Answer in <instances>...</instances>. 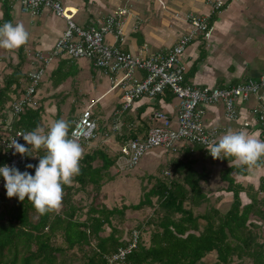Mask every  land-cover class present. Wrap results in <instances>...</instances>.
<instances>
[{
	"label": "trees",
	"instance_id": "1",
	"mask_svg": "<svg viewBox=\"0 0 264 264\" xmlns=\"http://www.w3.org/2000/svg\"><path fill=\"white\" fill-rule=\"evenodd\" d=\"M2 10L0 26L12 23L10 6L5 3ZM25 49L26 45L18 49V60L9 61L2 68L0 166L7 162L1 140L11 112L10 104L21 97L28 83L27 66L31 63ZM57 71L63 72V67ZM168 95L169 99L174 97ZM42 110L26 108L13 120L14 130L31 132L37 126L45 128ZM68 125L70 132L73 123L70 121ZM136 134L129 137L137 138ZM104 147L99 145L83 154L79 174L70 186H63L59 212L39 215L27 198L21 202L18 197L9 198L6 189L3 191L0 264H107L104 257L123 247L136 228L141 233V241L128 256L130 264H204L212 253L215 259L206 264H243L245 258L251 259L252 264H264V199L257 194L250 204L242 206V189L235 184L228 169L223 180L228 182L234 199L229 209L217 208L204 187L210 174L198 171L188 154L183 156L188 148L183 152L182 148L179 159L172 161L173 177H157L152 187L145 188L140 203L134 206L137 209L153 207V215L128 231L117 226L114 219L122 222L127 207L109 208L100 201V194L103 186L114 179L112 169L120 152L111 154ZM38 153L43 157L45 150ZM26 171L35 175V168L20 170ZM87 191L93 193L91 202L83 199ZM203 206H206L203 213L195 212ZM149 228L151 235L146 243L142 235ZM58 236L62 238L59 244L55 242Z\"/></svg>",
	"mask_w": 264,
	"mask_h": 264
},
{
	"label": "crops",
	"instance_id": "2",
	"mask_svg": "<svg viewBox=\"0 0 264 264\" xmlns=\"http://www.w3.org/2000/svg\"><path fill=\"white\" fill-rule=\"evenodd\" d=\"M61 1L69 10L75 12L74 22L82 27L98 19H104L119 9H127L130 14L123 27L125 35L123 42H115L113 35H108L107 40L133 53H137L143 45H147L152 53L162 52L173 46L187 28L185 17L188 13L211 16L213 32L210 39L200 38L193 41L182 55V63L186 67V82L198 87L213 88L241 84L250 80L260 82L262 78L264 79V0L231 2L218 13H213L211 0ZM2 11H0V22L3 18ZM11 17L13 24L22 23L30 34L26 49L41 50L45 53L52 50L66 28L65 20L49 10L43 11L38 16H31L23 15L14 8ZM138 21H140L139 29L135 31L134 24ZM85 60L87 64L84 63ZM27 67L29 70L30 65ZM59 67H63V72L57 71ZM87 93L88 97H85L87 105L93 101L97 102L94 111L98 121L99 117H104V120L100 119L98 122L99 128L101 129V124L106 127L109 124L105 133H110L107 145L114 152L113 154H118L121 144L129 136L136 133L138 136H144L149 128L157 124L151 119L155 110H164L168 114L175 115L178 105V100L174 97L169 99L168 94L156 99L142 98L134 103L131 110L124 115V119L115 114L116 108L120 105V90L112 89L108 78L101 71L96 70L90 60H69L64 57L55 59L49 66L37 97L41 98L43 103H51L54 100L64 103L76 99L82 100V96H87ZM259 100L264 102V85L261 86L257 96H252L247 102L239 103L240 116L237 120L225 117L222 104L210 106L206 109V126L221 128V136L229 129H245L249 133L259 132V138L264 140V125L260 124L252 113V108L259 105ZM35 108L43 109L42 120L46 131L51 127L48 126L51 123L47 121V113L52 110L42 106ZM55 109V121L61 120L63 108ZM58 110L60 115H57ZM107 110L108 113H104ZM114 117L119 118V123L116 125L118 130L112 132L111 123L115 120ZM49 118H52V115ZM121 118L124 119L123 122L126 120L128 129L124 123L122 130ZM187 148L188 153L184 152L183 156L186 157L188 154V158H191L189 160L195 162L194 167L201 168L197 169L198 171L210 174L205 187L209 191L208 194L214 195V199H217V208L229 209L234 199V193L228 189V182L223 180V174L228 169L235 184L242 189L240 192L242 206L250 204L257 194L259 198L264 199V167L253 172H249L246 167L231 168L227 159H212L202 148L186 147L181 151ZM113 170L114 168L112 173ZM117 171L122 173L118 169ZM113 174L115 175L116 172Z\"/></svg>",
	"mask_w": 264,
	"mask_h": 264
},
{
	"label": "built area",
	"instance_id": "3",
	"mask_svg": "<svg viewBox=\"0 0 264 264\" xmlns=\"http://www.w3.org/2000/svg\"><path fill=\"white\" fill-rule=\"evenodd\" d=\"M238 1L240 0H211L212 11L218 13L229 3ZM5 3L12 10L17 8L23 15L38 16L49 10L65 20L66 28L49 53L25 49L31 62L27 74L28 83L21 97L10 104L11 112L4 125L5 135L1 140L7 162L0 167L8 165L20 171L23 168L32 170L39 164L41 156L37 151L21 156L10 147L15 139L24 147H30L23 137L19 136V133L26 132L23 129L14 130L13 120L26 108H35L38 90L47 69L55 59L61 57L69 60H90L94 68L108 78L111 88L120 90V105L115 110L117 116L131 110L134 103L142 98L156 99L170 93L178 100L175 115L164 110H155L151 119L156 125L149 128L144 136L129 137L123 141L117 159L121 171L134 169L145 154L156 148H161L165 153L177 154L182 148L201 147L204 153L212 158L206 146L209 142L219 139L221 128L206 126V109L222 104L225 117L237 120L240 116L239 103L257 96L264 85L263 78L260 82L250 80L213 88L198 87L186 82V67L182 63V55L193 41L200 38L210 39L213 32L211 16L188 13L185 17L187 28L173 46L165 51L152 53L147 45H143L137 53H133L107 40L108 35H113L115 42H123V27L130 14L127 9H119L104 19L82 27L74 22L75 12L63 5L61 0H0V11ZM139 25L140 21L134 24L135 31L139 29ZM96 105V101L89 103L72 121L73 127L69 137L75 134L80 145H90L99 138V124L94 111ZM252 113L259 123L264 125V102L259 100V105L252 108ZM116 125L112 130H118ZM104 136L109 137L110 133H105ZM29 164L33 167L28 168ZM165 174L169 175L170 172ZM5 189V181L0 176V205L3 203L1 196ZM140 241V231L133 230L123 247L104 257L107 264H130L128 256L137 249Z\"/></svg>",
	"mask_w": 264,
	"mask_h": 264
},
{
	"label": "clouds",
	"instance_id": "4",
	"mask_svg": "<svg viewBox=\"0 0 264 264\" xmlns=\"http://www.w3.org/2000/svg\"><path fill=\"white\" fill-rule=\"evenodd\" d=\"M29 39L30 34L22 23L6 22L0 26V49L15 52ZM68 129V123L61 119L53 122L47 132L37 126L31 132L19 133L29 148L17 143L16 139L11 142L10 147L21 156L41 149L45 150V155L35 166V176L8 165L0 167L9 198L18 197L21 202L27 198L39 215L59 212L63 186H70L79 174L83 157L78 138L75 134L70 138ZM259 137V132L229 129L217 141L209 142L206 149L213 159H227L231 168L246 167L249 172L259 171L264 167V140ZM27 167L32 168L33 165Z\"/></svg>",
	"mask_w": 264,
	"mask_h": 264
},
{
	"label": "rangeland",
	"instance_id": "5",
	"mask_svg": "<svg viewBox=\"0 0 264 264\" xmlns=\"http://www.w3.org/2000/svg\"><path fill=\"white\" fill-rule=\"evenodd\" d=\"M27 49L33 50L31 48H27ZM17 53H18L17 50L15 52H9L7 50L0 49V87L3 82L2 68L5 65V63L9 61L15 63L18 60ZM86 61L87 60H85L84 63L87 64L88 62ZM30 68H31V64H30ZM85 97H88V93L87 96L86 95L82 96V100L76 99L75 101H65L64 103L57 102L56 100L52 101L51 103H45V102L43 103V100L37 97L35 107L42 106V107H47L48 109L51 108L52 112L48 111L47 113L48 114L47 121L51 123L48 124V126H51L52 123L55 122L54 115L56 113L55 108L57 107H59L60 109L63 108V113L61 114L63 115V117L62 116L61 117L65 122L68 123L70 121L72 122L76 117H78L80 115L81 109L86 107L87 98L85 99ZM128 111L125 112L121 117L125 119L124 115L128 113ZM104 113H108V110L105 111ZM51 115L52 118H49V116L51 117ZM114 118L115 120H113L111 123V127H112L111 129H113V126L115 124L119 123L118 120L119 118L117 117ZM100 119L104 120V117L103 116L102 118L99 117V121ZM124 119H122V125H123L121 127L122 130L123 127L126 125V120L125 122H123ZM107 125L109 126V124ZM108 126L106 127L105 125L101 124V129L99 128V138L97 140H94L90 145H81V147L83 148V154L91 150L92 147L95 148L98 147L99 145H101L102 148H105L104 146H107L109 153L111 154L114 153L111 150V148H109V146L107 145L108 137L104 136L105 130L108 128ZM127 127L128 125H126V129H128ZM49 129L50 128H47L46 132ZM113 131L114 130H112V132ZM163 152L164 151L161 148H156L148 152L143 156L140 163L132 170H124L121 173L117 171V169L119 170L117 164L115 167H113L114 168L113 173L116 172V174L114 175V179L112 181H109L103 186L100 194V201L106 204L107 207L109 208L116 207L118 209H122L123 207H127L125 209V217L123 218L122 222L120 221V219H118V221L116 222V220L114 219L113 223L117 224V226H121L128 231L132 228H135L139 223H144L147 220V218L153 215V211H154L153 207L145 206L143 208L137 209L134 206L140 203V201L143 199V193L145 188L149 189L150 187H152L157 177L164 178V176H166L170 179L173 177L172 161L179 159L182 153L179 152V154H169V153L164 154ZM197 169H201V168L197 167ZM165 172H170L171 174L167 175L165 174ZM215 179H217V176L215 177ZM215 187L217 188V183ZM89 190L90 189H88V191ZM88 191L82 195L85 202L88 201L91 202L93 197V193L88 194ZM205 191L207 193L209 192L207 191L206 187H205ZM210 197H211L210 198L211 203L213 205H217V199H214V195L213 196L211 195ZM153 202H156V199H153ZM205 208L206 206H203L200 209H196L195 212L203 213ZM222 210L225 211L226 208H223ZM150 229L151 228L145 231L142 235L146 243H148L150 240V235H151ZM109 231L110 229L107 228L106 233H108ZM55 242L58 244L61 243L62 242L61 236H58ZM214 259H215V253H212L208 259L203 261V263L204 264L211 263ZM235 261L240 262V260L237 258H235ZM242 263L252 264V260L245 258L242 261Z\"/></svg>",
	"mask_w": 264,
	"mask_h": 264
}]
</instances>
